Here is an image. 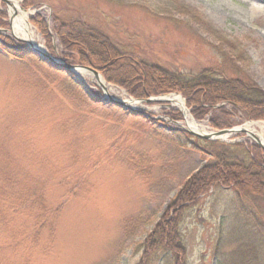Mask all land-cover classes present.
<instances>
[{"label":"rangeland","instance_id":"rangeland-1","mask_svg":"<svg viewBox=\"0 0 264 264\" xmlns=\"http://www.w3.org/2000/svg\"><path fill=\"white\" fill-rule=\"evenodd\" d=\"M1 5L5 25L0 35H6L5 29L11 37L8 8L2 0ZM19 5L47 49L46 37L31 19L38 12L44 16L57 58L65 47L50 19L96 29L116 49L180 80L212 72L264 92V0H19ZM74 60L70 63L85 66ZM98 74L128 99L180 96L193 120L210 131L218 128L208 120L224 105L229 110L226 128L259 123L251 131L264 138V119L249 118L238 107L220 102L197 119L179 92L137 98ZM94 78L91 73L83 77L89 90L100 95ZM137 109L152 119L94 101L64 73L33 56L0 49V264L141 260V243L165 211L166 218L175 216L177 192L209 160L167 129H186L184 114L172 101H140ZM217 142L214 153L237 145L229 148L239 159L250 158L242 147L256 146L264 154L263 146L243 131ZM179 217L173 221H179L185 263L215 264L216 252L227 253L232 239L253 236L246 222L264 225V199L239 198L230 188L215 187ZM148 264H173V258L160 249Z\"/></svg>","mask_w":264,"mask_h":264},{"label":"trees","instance_id":"trees-1","mask_svg":"<svg viewBox=\"0 0 264 264\" xmlns=\"http://www.w3.org/2000/svg\"><path fill=\"white\" fill-rule=\"evenodd\" d=\"M30 5L31 2L25 7ZM2 8L3 5L0 8V27L3 28L5 16ZM31 19L46 37L47 50L52 53L44 16L38 12ZM50 23L55 24L53 30L60 44L65 47L64 52H61L64 60L73 62L74 58L78 59L77 63L97 70L107 81L119 84L133 97L145 98L147 94L179 92L197 119L202 118L209 108L220 102L229 104L230 109L238 107L249 118L264 119V92L252 83L238 79H220L212 72H204L193 80H180L158 66L141 61L132 53L125 54L116 49L96 29L83 25H60L54 19H50ZM22 45L9 35H0V49L5 53L17 57L28 56L23 48H19ZM119 66H124L121 67L123 70L119 69ZM216 112L217 116L208 120L209 124L218 129L228 127L229 123L224 118L228 117L229 110L223 105L218 107ZM155 123L158 125V120H155ZM169 130L174 132L177 141L189 142L191 148L209 162L184 181L172 204L175 216L171 213L166 218L168 213L165 211L163 221L157 224L147 240L141 243L143 255L136 264H148L160 249L170 253L173 264H186L185 249L178 230L179 221L174 222L173 218L179 220L186 206L209 190L227 187L239 198L264 199V154L261 149L256 146L242 147L243 153H249L250 158L239 159L229 148L237 145H227L214 153L211 147L220 144L219 142L202 140L201 143L198 138H195V142H190L192 136L185 131L171 127ZM183 144L185 142H182ZM236 213L233 211V214ZM246 225L253 230V236L232 240L230 238L234 246L222 256L216 252L215 264H264V225L261 222H252L251 225L250 221L246 222Z\"/></svg>","mask_w":264,"mask_h":264},{"label":"bare ground","instance_id":"bare-ground-1","mask_svg":"<svg viewBox=\"0 0 264 264\" xmlns=\"http://www.w3.org/2000/svg\"><path fill=\"white\" fill-rule=\"evenodd\" d=\"M8 5H7V11H8V16H9V22H10V33L17 38L23 39L27 41V43L39 48L40 50H44L43 44H41L36 36L33 33V30L31 26L27 22V13L22 11L19 5V0H7ZM75 72L77 73L78 76L84 77L88 75V71L82 69V68H77L75 69ZM94 81L98 87H100L103 91V93L107 96H111L120 100H126L128 104L133 107L137 108L139 106V101H134L132 99H128L125 97L124 92L118 91L115 88L111 87L107 83L104 82V80L98 76L94 78ZM115 93V94H114ZM168 99L173 102L184 114V126L186 129L189 131L195 132V133H209L213 132L210 130H207L204 126H202L200 123L196 122L193 120V118L188 114V111L185 109L184 106V101L182 98L178 95L172 94L168 96ZM254 124H259V123H254V122H248L238 128H235L232 132L226 133L224 135H219L215 136L212 135L215 138H226L229 135H233L240 130H245V132L251 136L254 135L252 132V126ZM261 128H264V123L260 124ZM252 130V131H251ZM259 144L264 146V138L262 135H259L257 138Z\"/></svg>","mask_w":264,"mask_h":264},{"label":"water","instance_id":"water-1","mask_svg":"<svg viewBox=\"0 0 264 264\" xmlns=\"http://www.w3.org/2000/svg\"><path fill=\"white\" fill-rule=\"evenodd\" d=\"M6 5H8V1L7 0H2ZM9 26H10V22H9ZM6 31V30H4ZM12 35V34H11ZM12 37L14 38L15 41L23 43L22 47L19 48H23L27 53L34 55L38 61L44 63L46 66L56 70V71H61L64 72L65 74H67L75 84H77L82 91H84V93L89 96L90 98H93L94 101H98L100 103L103 104H107V105H111V106H115L119 109H121L123 112H128V113H135L138 115H142L143 117L147 118L149 117V115L143 111L142 109H137V108H133L131 107L128 102L126 100H120L111 96H107L105 95L103 92L100 95H95L92 93V91L89 90V84L80 76L77 75V73L75 72V69L77 68H82L86 71H88L89 73H91L95 78L99 76L97 70L89 68V67H85V66H79V65H75V64H71L67 61H65L64 59L60 58V57H55L53 55H51L46 48L44 47V50H40L39 48L27 43V41L14 37L12 35ZM162 99L159 98H148L145 100H139V101H145V102H149V101H161ZM136 101V100H134ZM236 127H232V128H227V129H221V130H217L215 132H209V133H195L189 130H186L189 134L200 138V139H204V140H217L219 138H215L212 135L215 136H219V135H224L226 133L232 132ZM243 132H245V130H241ZM251 137L258 142L257 137H255V135L251 134ZM259 143V142H258ZM261 146V145H260ZM264 149V147H262Z\"/></svg>","mask_w":264,"mask_h":264}]
</instances>
